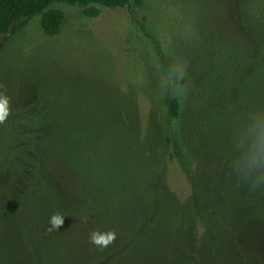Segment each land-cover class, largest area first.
Masks as SVG:
<instances>
[{
  "label": "rangeland",
  "instance_id": "374dc122",
  "mask_svg": "<svg viewBox=\"0 0 264 264\" xmlns=\"http://www.w3.org/2000/svg\"><path fill=\"white\" fill-rule=\"evenodd\" d=\"M231 5V0H142L141 5L132 0L130 10L100 8L91 19L82 8L61 4L53 7L66 15L60 36H47L35 18L9 38L0 53V92L10 98L11 115L0 129L27 115L65 118L74 125L66 145L83 161L70 160L75 175L68 180L49 177L47 188L31 191V200L42 194L39 204L0 179V264H72L97 249L88 242L91 231L132 223L147 196L154 152L149 131L167 133L169 69L185 60L187 94L179 100L184 110L196 105L205 136L201 155H213L216 141L223 143L219 150L242 156L247 126L264 123V59L235 24ZM166 182L179 199L188 196L178 164L170 165ZM249 188L238 179L229 192L233 205L223 208L229 211L226 224L244 218ZM86 209L91 214L81 221L70 217ZM56 212L65 223L50 233ZM243 224L248 227L234 238L228 229L212 264H264V224Z\"/></svg>",
  "mask_w": 264,
  "mask_h": 264
},
{
  "label": "trees",
  "instance_id": "16d2710c",
  "mask_svg": "<svg viewBox=\"0 0 264 264\" xmlns=\"http://www.w3.org/2000/svg\"><path fill=\"white\" fill-rule=\"evenodd\" d=\"M135 2L142 4V0ZM231 2L235 24L251 37L256 45V57L263 61L264 0ZM131 3L132 0H0V53L9 38L35 18H40L47 36H60L66 15L54 10L55 5L82 8L83 14L93 19L100 15V8L130 10ZM141 30L147 38H152L144 26ZM166 107V135L149 131L148 140L154 152L146 172L147 196L142 199L140 213L132 223L115 230L118 239L113 245L103 250L93 249L72 264H212L219 259L224 240L229 238L228 229L231 228V238H234L248 227L244 221L252 227L264 224V187L256 191L247 189L243 199L246 200L244 218L237 216L226 224L229 211L223 208H232L233 194L230 196L229 192H234L238 180L234 166L241 156L219 150L223 143L215 141L213 155L204 157L201 151L205 148L202 139L205 136L198 128L196 105L193 110H184L180 100L169 90ZM15 122L9 129V126L0 129V179H7V187H19L30 204L34 205V199L39 204L42 194H32L31 200V191L47 188L49 177L68 180L75 175L70 160L75 159L79 164L83 161L81 156L74 158L66 145L68 131L74 125L61 117L44 120L30 115ZM229 141L236 142L233 134ZM173 163L178 164L188 182L189 194L184 200L179 199L166 182ZM225 184L229 192L223 190ZM48 194L45 192L46 196ZM113 207L105 210L111 211ZM90 214L86 209L70 217L81 221Z\"/></svg>",
  "mask_w": 264,
  "mask_h": 264
},
{
  "label": "clouds",
  "instance_id": "9594fccd",
  "mask_svg": "<svg viewBox=\"0 0 264 264\" xmlns=\"http://www.w3.org/2000/svg\"><path fill=\"white\" fill-rule=\"evenodd\" d=\"M187 61L182 67L173 66L169 69V79L172 82L170 91L178 99L187 94V87L182 83L186 75ZM0 87H4L0 85ZM11 115L10 98L0 92V125H3ZM244 142L239 146L242 149L241 159L235 163L234 173L239 180L247 183L252 191L264 187V123L253 120L245 130ZM65 223V216L56 212L49 219L48 232L59 231ZM118 239L114 229L108 231L93 230L88 235V242L101 250L113 245Z\"/></svg>",
  "mask_w": 264,
  "mask_h": 264
}]
</instances>
